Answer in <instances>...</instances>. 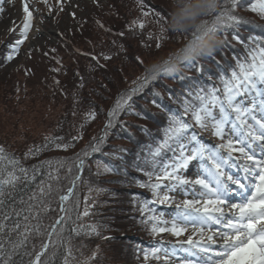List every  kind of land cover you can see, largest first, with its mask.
<instances>
[{
	"label": "trees",
	"instance_id": "trees-1",
	"mask_svg": "<svg viewBox=\"0 0 264 264\" xmlns=\"http://www.w3.org/2000/svg\"><path fill=\"white\" fill-rule=\"evenodd\" d=\"M161 1L143 0L144 4L152 7L158 4L164 20H168L170 9L162 8L159 5ZM236 11L243 17L264 24V19L246 6ZM118 16L126 17L123 13ZM118 16L112 15L111 21L96 25V19L87 21L93 25L94 44L90 38H86L85 42H74L75 62L71 66L65 62L62 75H55L58 78L49 85L40 87V84H36L38 88L24 83L25 86H22L19 82H24L23 78L13 81L2 79L0 82V146L5 149L6 156L18 161L13 166L8 159L0 160V178H7L10 171L20 177L14 185H4L0 192V223L5 226L0 232V243L5 253L4 257H0V264H4L9 257V264H29L50 233L49 246L41 257L43 264H64L66 258L69 264H84L85 261L87 264L152 262L142 257L134 258L132 262V255L126 254L125 250L126 246L127 249L131 246L140 254L141 244H135L132 240H136V236L144 238V227L147 232L146 223L151 215L149 209L159 204H154L156 196L151 189L139 187L133 182V177L147 180L137 168L159 173L162 164L172 157L171 153L166 152L155 157L153 162L151 151L165 135L169 110L183 112L181 93L189 82L161 77L147 85L133 97L131 109L113 118L115 127L107 130L106 141L98 145L101 152L93 154L89 145L93 138L105 136L108 112L115 106L120 94L134 87L133 81L142 77L151 64L167 58L185 41L183 34H180L175 43L162 42V48L155 49V37L159 31L151 34L146 26L140 29L138 25L124 30ZM239 31L242 37L249 35L247 26ZM121 32L123 36L119 35ZM228 38L232 46H223V55L216 52L214 56L230 72L235 64L233 57L243 56L245 49L233 39L231 32ZM134 55H139L144 64L134 60ZM105 56L110 59H105ZM3 60L5 57L0 54V63ZM201 63L209 66L211 72L208 74L212 77L211 81L207 79L208 74L203 78L198 77L201 83L206 86L214 83L220 87L217 78L220 70L209 59L201 60ZM180 66L182 71L179 74L197 77L195 71ZM66 78L71 81L63 82ZM154 92H160L163 96L161 108L152 103ZM92 112L94 116L89 115ZM137 125L144 126L147 131H142ZM27 132L32 137L28 138ZM73 137L78 138L72 141V147H56L57 143L71 141ZM121 148L128 151L121 152ZM85 150L90 155L85 168L79 170L77 154L82 156ZM104 153L116 155L105 156ZM106 164L113 171L105 172ZM23 166H26V173L19 171ZM58 177L63 180L62 183H56ZM69 188L73 189V193L63 208L61 197L69 192ZM61 215L63 219L57 224ZM129 217L141 222L130 228L127 223ZM16 225L19 227L16 228ZM14 245H18L15 250ZM69 248L70 257L67 254ZM117 255L118 261L115 259Z\"/></svg>",
	"mask_w": 264,
	"mask_h": 264
},
{
	"label": "snow or ice",
	"instance_id": "snow-or-ice-1",
	"mask_svg": "<svg viewBox=\"0 0 264 264\" xmlns=\"http://www.w3.org/2000/svg\"><path fill=\"white\" fill-rule=\"evenodd\" d=\"M2 4L3 0H0V5ZM138 6L143 16L154 14L157 17L154 22L159 25V33L155 37V49H161L162 42H176L180 33L169 34L162 23L164 16L159 12L145 11L143 0H139ZM241 6H246L252 13L264 19V0H219L214 15L203 21L206 31L210 30L222 36L223 46H232L228 38L231 32L233 39L245 49L243 56L233 57L235 64L231 66L230 72L215 56L205 58L211 60L220 70L217 73L220 87L214 83L210 86L201 83L198 77H205L211 69L208 65L202 64L200 59L191 58L192 49L186 47L184 42L167 58L151 64L142 77L133 81L134 87L120 94L115 106L108 112L105 136L93 138V142L89 145L93 154L101 152V147L98 145L106 141L107 130L115 127L113 118L117 117L118 113L131 109L133 97L141 93L147 85L161 77L189 82L185 84V90L181 93L183 112L169 110L165 135L160 144L151 151L153 162L155 157L166 152L172 154L171 162L163 163L159 173L144 172L143 169L137 168L147 180L133 177V182L141 188H150L152 194L156 196L154 202L159 204L173 201L174 198L167 193L182 190L186 197L191 194L192 198L176 203V212L170 222L162 221L165 225L170 223V227H158V223L161 222L152 209H149L153 213L149 222H156L151 228L153 234L167 231L179 237L191 228V234L186 241L180 243L190 246L186 251L194 248L199 253H203L207 257L204 264H264V24L239 15L236 9ZM3 10L0 6V11ZM23 11L25 13L23 34L26 38L33 18L27 2ZM136 25L143 29L145 22L134 20L130 27ZM245 26L249 35L242 37L239 29ZM119 35L123 36L124 33L121 32ZM183 38L187 41V36L183 35ZM22 43L23 40L19 39L9 45L12 51L6 57L7 60L13 58ZM217 52L223 55V48L218 49ZM104 58L110 59L108 56ZM133 59L141 65L144 64V60L139 55H134ZM225 60H227L226 56ZM176 64L195 71L197 77L179 74L180 72L176 71ZM207 79L211 81L210 74L207 75ZM153 96L152 103L157 108H161L162 94L154 92ZM249 99L251 106H248ZM133 114L143 115L140 112ZM89 115L94 116L95 113ZM137 127L147 131L142 125ZM124 130L127 131L126 128ZM205 131H211V134L222 142L214 145L205 142L202 135ZM77 138L73 137L71 141L57 143L56 147H72V141ZM57 139L63 140V138ZM120 151L128 150L121 148ZM235 153H239V156L235 157L236 160L242 158L244 161L240 167L246 174L245 179L248 183L242 182L226 171V168L237 167V164L232 162ZM89 155L86 150L83 151L82 156L77 154L79 170L85 168ZM104 155L115 156L116 153H104ZM3 159H8L13 166L18 164L15 158L6 156L5 149L0 146V160ZM192 162H198L200 172L190 179L183 174V170ZM19 171L26 173L24 168H20ZM104 171L111 172L113 168L106 164ZM123 171L127 172V169ZM19 179L14 171L8 172L7 178H0V192L4 185H14ZM162 186L167 189V193L161 196ZM68 191L71 192L72 189L69 188ZM234 196L239 198L238 202H230ZM67 198V196L61 197L62 200ZM213 226H216L214 230ZM4 227L0 223V232ZM15 227L18 228L19 225ZM206 229L210 234L205 235ZM16 247L18 245H14L13 249L15 250ZM3 248V244L0 243V257L5 255ZM47 248L48 244H43L41 251L35 254V258L30 260L29 264H43L41 257ZM67 254L71 256L70 248ZM192 255H197V252H192ZM9 259L10 257L5 259L4 264H9ZM64 264H69L67 258ZM84 264H87V261ZM184 264H194V261L188 260Z\"/></svg>",
	"mask_w": 264,
	"mask_h": 264
},
{
	"label": "rangeland",
	"instance_id": "rangeland-1",
	"mask_svg": "<svg viewBox=\"0 0 264 264\" xmlns=\"http://www.w3.org/2000/svg\"><path fill=\"white\" fill-rule=\"evenodd\" d=\"M25 2H27L30 11L33 13L31 27L26 34V38L23 34L25 17L23 7ZM138 4L137 0H46V2L45 0H3V4L0 5L4 9L0 11V54L4 55L5 60L0 63V82L2 79L13 81L16 78L17 80L23 78L24 82H19L22 86L29 85V87H33L35 85L39 88L36 84H40V87L45 84L46 86L49 85L54 79L58 78L55 75H62V65L65 62L70 66L72 62H75L77 55L73 52V47L76 46L74 42H85L86 38H90L89 40H93L94 44L95 36L91 28L93 25L87 23L92 19H96V25L97 23L106 22V20L111 21L112 15L118 16L123 13L126 15L125 19L122 16H118V18L122 21L124 30H129L132 20H142L151 31V34H155L159 31V25L154 22L157 17L154 14L143 16ZM156 5L158 6V4ZM159 5L168 10L169 0H162ZM157 6L152 7L145 4L144 10L160 13L161 10ZM49 8H51V11H49ZM118 24H120V21H118ZM169 34H171V31H169ZM19 39H22L23 43L18 46L13 58L7 60L6 57L12 51L9 45ZM69 80L71 81L70 78H66V81L63 80V82ZM24 83L26 84L24 85ZM248 106H251L250 99ZM31 119L33 121V117ZM249 122L251 123V121ZM27 135L28 138L32 137L30 132H27ZM202 135L205 142H210L213 145L222 142L214 137L211 131H205ZM238 156L239 153H235L232 162L242 165L244 163L242 158L235 159ZM171 160L172 157H170L168 163ZM226 171L231 174V168H226ZM199 172L198 162H192L188 168L183 170V174L190 179L194 178ZM55 180L56 183L58 181L63 182L59 177ZM245 183H248V180L245 179ZM165 193H167V189L162 187L160 195L162 196ZM167 194L174 198L172 202L161 204L162 206H151L158 217V221L161 222L158 223V227H170V223L165 225L162 221L170 222L172 220L176 212V203L186 198H192L191 194L187 197L184 196L182 190ZM152 214L151 212L148 223H146L147 232H145L144 227V238L141 237L142 239H140V236H136V240H132L135 244H141L142 251L140 254L136 248L133 250L131 246L128 249L127 246L125 247L126 254L132 255L131 260L142 257L144 260L151 259L152 262L149 264H184L188 260L194 261V264H204L207 257L203 253H199L194 248L191 251H186L190 246L186 243H180V241H186L188 235L191 234V228L179 237L167 231L153 234L151 228L153 223L156 222H149ZM137 220L139 221L129 217L127 220V223L130 224L129 227L133 228L132 226L135 223L141 222L140 219ZM120 223H122V220ZM215 227L213 226V230ZM121 232L124 233L125 231L121 230ZM207 234H210L208 229L205 230V235ZM50 238V236H47L46 240ZM193 238L198 239L199 237ZM151 241L153 242L151 243ZM40 249L37 252H40ZM192 252H197V255L193 256ZM115 259L118 261L119 255L115 256Z\"/></svg>",
	"mask_w": 264,
	"mask_h": 264
},
{
	"label": "clouds",
	"instance_id": "clouds-1",
	"mask_svg": "<svg viewBox=\"0 0 264 264\" xmlns=\"http://www.w3.org/2000/svg\"><path fill=\"white\" fill-rule=\"evenodd\" d=\"M218 5L219 0H169L170 19L162 23L168 31L187 36L185 46L192 49L191 58L204 60L223 47L221 36L206 31L203 25ZM176 71H182L180 64H176Z\"/></svg>",
	"mask_w": 264,
	"mask_h": 264
},
{
	"label": "bare ground",
	"instance_id": "bare-ground-1",
	"mask_svg": "<svg viewBox=\"0 0 264 264\" xmlns=\"http://www.w3.org/2000/svg\"><path fill=\"white\" fill-rule=\"evenodd\" d=\"M235 164H237V163H235ZM240 165H241V164H237V167H235L233 171L238 170V172H241V169H242V168L240 167ZM234 197H235V196H234ZM234 197H233L234 200H231L230 202H234V201L238 202V199H239V198H238V197H235V198H234Z\"/></svg>",
	"mask_w": 264,
	"mask_h": 264
}]
</instances>
